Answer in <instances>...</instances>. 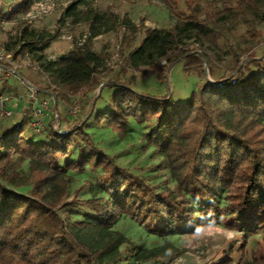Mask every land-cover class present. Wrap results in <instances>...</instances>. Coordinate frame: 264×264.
Here are the masks:
<instances>
[{
	"label": "trees",
	"instance_id": "obj_1",
	"mask_svg": "<svg viewBox=\"0 0 264 264\" xmlns=\"http://www.w3.org/2000/svg\"><path fill=\"white\" fill-rule=\"evenodd\" d=\"M88 2L74 0L62 14L87 22L88 39L58 57L46 50L59 29L24 21L4 44L13 59L28 54L37 63L47 78L39 94L55 95L56 103L105 82L112 89L99 109L94 99L101 90L83 118L61 117L57 125L50 119L45 131L33 130L29 107L21 118L0 122V264H141L177 252L170 235L194 233L213 218L245 241L264 231V28L256 24H264V0H161L172 22L145 26L133 47L125 41L128 68L166 71L180 61L198 76L182 103L99 81L105 56L92 48V38L120 24L135 34L136 25L113 12L79 9ZM30 3L16 0L7 13L0 5V22L6 14L9 20L23 15ZM235 33L244 40L241 49ZM223 55L230 58L225 66ZM6 86L12 89L7 80L0 84ZM134 123L143 126L144 145L164 160L163 182L117 162L90 129L105 125L123 134ZM82 174L84 181L71 188ZM124 218L161 238L160 245L140 247L118 228ZM257 246L264 264V232ZM233 261L227 254L211 264Z\"/></svg>",
	"mask_w": 264,
	"mask_h": 264
},
{
	"label": "rangeland",
	"instance_id": "obj_2",
	"mask_svg": "<svg viewBox=\"0 0 264 264\" xmlns=\"http://www.w3.org/2000/svg\"><path fill=\"white\" fill-rule=\"evenodd\" d=\"M73 1L74 0L45 1L50 8L52 7V11L47 14H41L30 23L31 26L40 30L55 31L59 29V36L50 42L46 50V54L50 58H56L59 54L67 51L75 44L81 45L88 39L90 29L87 22L80 21L78 23H72L70 18L62 17L65 8ZM88 1L87 4H81L79 9L84 10L88 7L99 12H113L117 15L120 22H122L124 18H127L131 19L136 25L135 34H132L130 30L120 24L116 29L105 31L92 38V48L105 56V65L98 71L97 75L100 82H122L132 87L135 91L147 96H171L174 103L187 102L190 99L199 78L195 74H187L183 69L182 62L176 61L172 63L166 71H163V69H160L159 65L134 70L128 68L123 61V54L126 48L125 41L130 40L131 42L129 41L128 47H133L143 35L142 30L145 26H168L172 22L173 18L169 15L168 10L164 7L161 0ZM45 2H43V4H45ZM3 4L7 7L10 1L0 0V5ZM24 16L23 14L16 19H12L11 23L5 21L6 19H4V17L2 18L0 22V49H4L5 42L16 35L24 21L29 23ZM256 24L258 28H264V24H260L258 20ZM241 28L242 27L239 25L238 29ZM231 37L238 49L244 47V40L241 36L235 33L232 34ZM9 54L12 55L11 53ZM241 54V58L246 56L245 53ZM219 59L220 65L222 64L225 66L230 58L229 56L223 55ZM13 61L14 63L10 66L16 72L15 74L22 75L26 81L37 85L38 88L45 87L47 83L45 74L41 72L37 63L32 61L28 54L19 55L13 59ZM205 69H207V76L210 77L206 65ZM226 72L228 71L226 70ZM15 74L1 72L0 84L5 83V80H7V82L12 81L22 86ZM106 83L107 82L97 86L89 92L82 89L77 92H67L64 97H59V102H57V104L52 101L49 109V116L46 120H53L55 125L58 124L61 117L79 120L85 116L94 100L95 103H97L96 110L99 109L104 105V98L108 96L112 89V87ZM16 89L17 88L9 89V87L6 86L4 89L0 88V91L11 92L14 95H18L19 91ZM18 89L20 90V88ZM100 90L101 96L97 99L95 96L98 95ZM17 91L18 93H16ZM94 97L95 99L93 100ZM75 104L79 105L80 109L75 116L70 117L67 114V110ZM25 109L15 111L13 117L9 119V121L21 118L25 114ZM90 129L93 131L94 138L102 149L113 155L117 162L129 166L135 171L147 174L154 182L159 183L166 179L165 175H167V171L164 167L163 158L155 153L151 147L144 145L145 143L141 136L143 132L142 125L134 123L123 134L105 125L92 126ZM34 139L40 140V137L36 136ZM86 177L87 174L75 175L71 188L82 183ZM220 226L224 227L223 225ZM118 228L130 234L140 247L152 248L160 245L162 241L161 238L148 233L136 221L129 218L122 219L118 224ZM263 232L264 231L261 230L255 235L248 236L247 241L244 240L243 233L241 232H237L238 235L231 240L225 239L222 236L197 237L195 232L188 234L174 233L170 235L169 238L178 248L177 252L166 257L157 256L143 259L140 262L141 264H211L218 258L228 254L234 258L232 264H262L263 260L259 255V248L257 245H259L262 240Z\"/></svg>",
	"mask_w": 264,
	"mask_h": 264
},
{
	"label": "built area",
	"instance_id": "obj_3",
	"mask_svg": "<svg viewBox=\"0 0 264 264\" xmlns=\"http://www.w3.org/2000/svg\"><path fill=\"white\" fill-rule=\"evenodd\" d=\"M10 4L6 7V11L10 12L16 0H9ZM47 0H32L29 6V9L24 13V17L27 19V22L31 23L33 19L40 16L43 13H50L52 7L50 8L47 3ZM45 2V4H43ZM5 21L11 23V20L8 19V15L4 16ZM0 73L5 72L6 74L16 73L13 68L10 66L14 63L12 56L6 52L4 49H0ZM17 75L19 83L25 88V92L22 94L14 95L11 92L0 91V122L7 121L11 119L14 115L13 104L20 99H24L30 109L31 115V126L34 131L41 132L45 131L47 124V117L49 116V109L51 102L55 104L56 99L53 94H48L46 96H41L39 94V88L26 81V79L20 75ZM67 114L70 117L75 116L80 107L75 104L68 108Z\"/></svg>",
	"mask_w": 264,
	"mask_h": 264
},
{
	"label": "clouds",
	"instance_id": "obj_4",
	"mask_svg": "<svg viewBox=\"0 0 264 264\" xmlns=\"http://www.w3.org/2000/svg\"><path fill=\"white\" fill-rule=\"evenodd\" d=\"M211 210H209V216H212ZM220 220H223V217H220ZM195 234L197 237H203V236H208V237H217V236H222L225 239L231 240L234 239L238 233L235 232L232 229L224 228L221 227L216 223V220L210 219L205 225L202 226H197L195 229Z\"/></svg>",
	"mask_w": 264,
	"mask_h": 264
},
{
	"label": "crops",
	"instance_id": "obj_5",
	"mask_svg": "<svg viewBox=\"0 0 264 264\" xmlns=\"http://www.w3.org/2000/svg\"><path fill=\"white\" fill-rule=\"evenodd\" d=\"M8 84L12 85V88H17L16 90H18L19 93H18V91L16 93H18V94H22V93L25 92V88L23 86H20L18 83H13L12 81H8ZM18 88H20V90ZM42 96H46V95H42ZM27 106L28 105L25 102V100L24 99H20L19 101L15 102L13 104L14 112L23 110Z\"/></svg>",
	"mask_w": 264,
	"mask_h": 264
},
{
	"label": "water",
	"instance_id": "obj_6",
	"mask_svg": "<svg viewBox=\"0 0 264 264\" xmlns=\"http://www.w3.org/2000/svg\"><path fill=\"white\" fill-rule=\"evenodd\" d=\"M207 70V69H206ZM208 73V72H207ZM212 82H213V80L212 79H210Z\"/></svg>",
	"mask_w": 264,
	"mask_h": 264
}]
</instances>
